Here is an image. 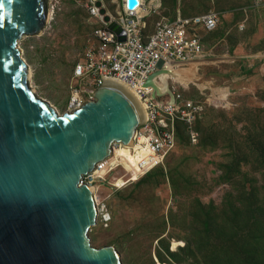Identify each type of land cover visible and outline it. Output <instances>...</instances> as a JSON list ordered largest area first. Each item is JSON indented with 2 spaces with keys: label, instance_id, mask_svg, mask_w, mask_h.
<instances>
[{
  "label": "rangeland",
  "instance_id": "1",
  "mask_svg": "<svg viewBox=\"0 0 264 264\" xmlns=\"http://www.w3.org/2000/svg\"><path fill=\"white\" fill-rule=\"evenodd\" d=\"M47 9L43 32L18 47L30 88L64 115L96 24L85 0H49ZM178 10L222 17L201 59L183 68L185 81L168 80L203 111L177 126L160 167L133 177L114 162L102 173L92 187L111 219L97 218L90 242L114 246L122 264H264V0H164L166 18Z\"/></svg>",
  "mask_w": 264,
  "mask_h": 264
},
{
  "label": "water",
  "instance_id": "2",
  "mask_svg": "<svg viewBox=\"0 0 264 264\" xmlns=\"http://www.w3.org/2000/svg\"><path fill=\"white\" fill-rule=\"evenodd\" d=\"M48 1L0 0V264H122L114 246L90 242L98 208L81 181L115 144L134 142L144 110L113 81L64 115L36 96L18 44L43 32ZM109 29L125 40L118 24Z\"/></svg>",
  "mask_w": 264,
  "mask_h": 264
},
{
  "label": "built area",
  "instance_id": "3",
  "mask_svg": "<svg viewBox=\"0 0 264 264\" xmlns=\"http://www.w3.org/2000/svg\"><path fill=\"white\" fill-rule=\"evenodd\" d=\"M98 2L102 3L101 8L106 9L109 22L100 13ZM105 2L85 0V9L96 24L93 38L97 44L87 48L74 70L75 84L72 86L69 113L95 100V92L104 82L119 79L131 84L145 106V122L135 136V139L139 136L146 139L140 151L147 153L138 161V172L141 174L140 170L152 171L163 165L164 159L177 145V126L191 127L203 111L202 105L185 101L175 91L173 82L168 93L154 95L150 86H146L148 79L170 67L184 68L198 62L204 55L205 35L220 27L222 17L216 12H209L186 19L178 10L175 17L166 18L162 13L164 0H137L134 8L128 6V0H112L117 5L115 14H112ZM111 23L121 27L124 41H119V36L109 29ZM109 160L111 157L99 163L95 171L83 177L81 184L95 185L100 178L97 172ZM120 169L123 168H114L111 172ZM126 181L130 183L129 179ZM94 197L98 217L109 221L111 216L106 206L102 205L100 209L96 193Z\"/></svg>",
  "mask_w": 264,
  "mask_h": 264
},
{
  "label": "bare ground",
  "instance_id": "4",
  "mask_svg": "<svg viewBox=\"0 0 264 264\" xmlns=\"http://www.w3.org/2000/svg\"><path fill=\"white\" fill-rule=\"evenodd\" d=\"M186 70V69H185ZM183 68H169L166 71H161L156 73V75L153 77L152 79V84H150L149 88L152 90V92L155 93H164L170 90V88H168V80L169 79H173L174 77L179 76L178 78L181 81H185V78L188 74H190V71H185ZM182 76V77H181ZM184 76V77H183ZM116 84H118L119 86H121L122 88H124L134 99L137 103L141 104L139 105L141 107V109L143 108V110L145 109L144 103L140 101V97L138 96V94L135 92L134 87L122 80L119 79H114V81ZM152 87L154 89H152ZM168 93V92H167ZM172 104V103H170ZM140 128L137 130L139 132ZM146 143V139L144 137L141 138V136L137 137L135 139V141L130 145V146H124L122 144H117L114 146L113 148V153L111 156V160H109L107 162V164L97 172L98 175H104V172L106 169L109 168V166L114 163V162H121L123 164V166L125 167V169L127 170L128 174H130L133 177H142L145 176V174L151 172V169H148L147 171H141V174L139 171V166H138V161L140 158H142L143 156H145L144 154H146V151H140L141 148L143 147V144ZM119 147V150H116V147ZM91 189L93 190V193H95V189H93V187L91 186ZM98 200V198H96ZM102 202L99 200V205ZM103 205V203H102Z\"/></svg>",
  "mask_w": 264,
  "mask_h": 264
},
{
  "label": "trees",
  "instance_id": "5",
  "mask_svg": "<svg viewBox=\"0 0 264 264\" xmlns=\"http://www.w3.org/2000/svg\"><path fill=\"white\" fill-rule=\"evenodd\" d=\"M179 131V130H178Z\"/></svg>",
  "mask_w": 264,
  "mask_h": 264
}]
</instances>
